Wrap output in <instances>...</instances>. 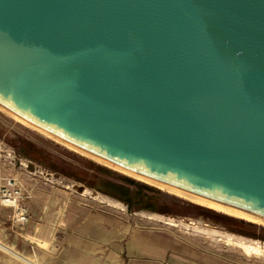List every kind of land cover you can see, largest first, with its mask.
<instances>
[{
    "label": "water",
    "instance_id": "water-1",
    "mask_svg": "<svg viewBox=\"0 0 264 264\" xmlns=\"http://www.w3.org/2000/svg\"><path fill=\"white\" fill-rule=\"evenodd\" d=\"M0 104L264 217V0H0Z\"/></svg>",
    "mask_w": 264,
    "mask_h": 264
},
{
    "label": "rangeland",
    "instance_id": "rangeland-1",
    "mask_svg": "<svg viewBox=\"0 0 264 264\" xmlns=\"http://www.w3.org/2000/svg\"><path fill=\"white\" fill-rule=\"evenodd\" d=\"M0 105V244L17 249L0 247V264H264V223L98 161ZM119 174L159 189L158 209H130L97 188Z\"/></svg>",
    "mask_w": 264,
    "mask_h": 264
},
{
    "label": "trees",
    "instance_id": "trees-1",
    "mask_svg": "<svg viewBox=\"0 0 264 264\" xmlns=\"http://www.w3.org/2000/svg\"><path fill=\"white\" fill-rule=\"evenodd\" d=\"M23 149L24 153L29 151L27 144L23 145ZM95 168L101 172L108 173L110 171L109 168L102 165H97ZM96 176L98 177V175ZM119 180L120 182H115L107 177H98V184L101 186L97 188L124 201L130 209L152 211L158 209L156 192H160L159 189L124 174H119Z\"/></svg>",
    "mask_w": 264,
    "mask_h": 264
},
{
    "label": "bare ground",
    "instance_id": "bare-ground-1",
    "mask_svg": "<svg viewBox=\"0 0 264 264\" xmlns=\"http://www.w3.org/2000/svg\"><path fill=\"white\" fill-rule=\"evenodd\" d=\"M0 108L3 109V107H1L0 105ZM5 109V108H4ZM7 111V110H6ZM9 112V111H7ZM9 113H12V112H9ZM12 115H15L18 119H20V121H23L27 124H31L32 126V123H30L29 121H27L26 119L16 115V114H12ZM34 126V124H33ZM38 129L42 130V128H39ZM43 132H45L44 130H42ZM47 132V131H46ZM48 133V132H47ZM49 135V133H48ZM67 144V142H65ZM70 145V144H69ZM72 146V145H70ZM80 149V148H78ZM82 152L86 153L87 155H89L90 157L98 160V161H101L105 164H108L110 166H113L125 173H128L130 175H133L141 180H144L148 183H151V184H154V185H157V186H160L162 188H165V189H168L170 191H173V192H176V193H179L181 195H184V196H187L189 198H191V200L193 199L194 201H197L199 203H202V204H205L207 206H210V207H213L215 209H218L220 211H223L224 213H227V214H232V215H235V216H238V217H242V218H245L249 221H253V222H258V223H264V217L260 216V215H257L255 213H252V212H249V211H246V210H243V209H240V208H237V207H234V206H231V205H228V204H224V203H221V202H218V201H215L213 199H209V198H206L204 196H201V195H198V194H195V193H192V192H189V191H186V190H183L181 188H178V187H175V186H172V185H169L167 183H164V182H161V181H158L156 179H153L151 177H148V176H145V175H142V174H139V173H136V172H133L131 170H128L120 165H117L113 162H110L102 157H99L93 153H90L86 150H83V149H80ZM101 198V197H100ZM100 200V199H99ZM6 203H9L11 200L10 199H5L4 200ZM13 201V200H12ZM122 206V205H121ZM40 238V237H39ZM43 238V237H42ZM38 243L43 245V246H46V240H38ZM0 247L1 248H5L13 257H16V254H17V249L14 247V244L11 243V244H8L6 242H3L0 244ZM3 250V249H2ZM4 251V250H3ZM30 255V254H29Z\"/></svg>",
    "mask_w": 264,
    "mask_h": 264
},
{
    "label": "crops",
    "instance_id": "crops-1",
    "mask_svg": "<svg viewBox=\"0 0 264 264\" xmlns=\"http://www.w3.org/2000/svg\"><path fill=\"white\" fill-rule=\"evenodd\" d=\"M130 262H131V261H130ZM127 264H131V263L128 262Z\"/></svg>",
    "mask_w": 264,
    "mask_h": 264
}]
</instances>
